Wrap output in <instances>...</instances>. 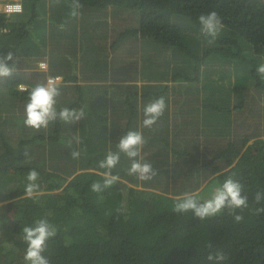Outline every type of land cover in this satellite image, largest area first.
Masks as SVG:
<instances>
[{
	"label": "trees",
	"instance_id": "obj_1",
	"mask_svg": "<svg viewBox=\"0 0 264 264\" xmlns=\"http://www.w3.org/2000/svg\"><path fill=\"white\" fill-rule=\"evenodd\" d=\"M21 2L20 12L0 11V55L12 52L6 63L14 66L0 77V264H25L22 229L40 218L57 228L44 253L50 264H212L206 257L217 250L226 256L221 264H264V212H256L264 200H254L264 191V76L256 71L264 64V0H79L75 16L73 0ZM212 10L224 25L215 39L202 35L198 22ZM110 13L125 24L113 26ZM126 37L130 48L117 49ZM60 45L62 70L53 61ZM44 57L46 73L27 72ZM207 61L221 66L218 77L203 78ZM136 70L148 81L138 84ZM44 75L62 77L57 111L83 110L82 120L57 119L36 130L25 126V114H1L4 104L24 112ZM159 97L163 115L143 127L144 106ZM130 130L142 132L137 159L156 175H129L131 161L120 153L111 169L118 180L93 192L90 185L107 171L99 161L117 152ZM192 163L202 171L196 181L188 173ZM32 169L39 189L26 198ZM229 176L248 196L242 221L226 211L204 220L173 211L184 193L203 200Z\"/></svg>",
	"mask_w": 264,
	"mask_h": 264
},
{
	"label": "clouds",
	"instance_id": "obj_2",
	"mask_svg": "<svg viewBox=\"0 0 264 264\" xmlns=\"http://www.w3.org/2000/svg\"><path fill=\"white\" fill-rule=\"evenodd\" d=\"M14 4L13 9L6 10V4ZM83 5L79 0H73L72 15L78 14L77 10ZM22 10L21 0L1 2L0 11L6 14L20 12ZM200 25V32L206 37L215 39L220 30L223 28V22L219 14L215 11L201 13L198 16ZM63 28V25H60ZM13 59V53L8 52L5 55H0V77L10 76L14 71V66H9L6 61ZM43 67V65H41ZM260 76H264V64H260L256 68ZM62 77H49L46 83L37 84L29 92L28 100L24 106L25 119L24 124L27 127L40 130L47 128L50 121L57 119L72 122L80 121L84 118L83 110L76 111L67 107L61 108L57 111L56 97L60 95V86ZM20 90H25L23 83L18 85ZM165 100L159 97L150 101L144 106L142 126L151 128L156 121L161 117L165 110ZM76 143H80L79 137L75 138ZM71 143V142H70ZM145 143L142 132L130 130L122 135L117 143V152L108 151L105 158L99 161V167L107 169L103 173V181H94L90 185L93 192H102L105 188L111 187L118 177L112 175L111 169L114 168L120 160V153H123L131 161V166L128 169V174L136 176L139 180H151L156 175V170L148 162H142L137 159L140 156L141 149ZM72 157L78 158L80 153L78 150L71 153ZM38 172L32 169L27 174V181L24 188V195L26 198H33L39 189L36 183L38 180ZM243 186L240 182L233 179L231 176L226 178L222 184L217 186L211 193L209 198L200 199L198 192H186L181 198H177L173 206V211L179 214L191 212L194 219L204 220L214 217L221 213L227 212L228 215L236 222L243 220L241 214L244 209L249 207L248 196L242 194ZM254 200L257 204L264 200V191H257ZM240 212H237V210ZM257 213L264 212V207L257 208ZM22 240L26 244L23 260L25 264H50L49 259L44 255L48 247L49 239L57 234L56 226L52 225L47 218H40L34 220L32 225H25L22 229ZM209 247L211 245L209 244ZM206 259L212 264H221L226 259L225 254L221 250L215 253L209 252Z\"/></svg>",
	"mask_w": 264,
	"mask_h": 264
},
{
	"label": "rangeland",
	"instance_id": "obj_3",
	"mask_svg": "<svg viewBox=\"0 0 264 264\" xmlns=\"http://www.w3.org/2000/svg\"><path fill=\"white\" fill-rule=\"evenodd\" d=\"M6 1H9V0H1V2H6ZM10 1H14V0H10ZM100 10H97V12H99ZM106 19L109 21V22H111V23H113V26H119V27H121L122 26V24L124 25L125 24V22H120V20H118L116 17H113V15L110 13V14H108L107 16H106ZM114 19L116 20V22L114 21ZM127 23V22H126ZM67 27V26H66ZM75 28H76V30L79 28V24L78 25H76L75 26ZM122 29V28H121ZM121 29H117L116 30V32H118L119 30H121ZM101 30H103L104 31V29L103 28H101ZM111 32H113V28H110L109 29ZM108 30V33L110 32ZM87 34V33H86ZM63 38H64V36H63ZM110 38V37H109ZM109 38H108V40H109ZM133 40V39H132ZM130 41H131V39H129V37H126L125 38V40L117 47V49H120L121 47H123V46H129L130 45ZM107 42H109V41H107ZM137 45L139 46V47H137V49H135V50H139L140 52H139V54L140 53H142V51H144V48L142 49L141 48V43H140V40L139 41H137ZM54 46V45H53ZM108 46V45H107ZM62 47H64L63 45H60V47H59V49L58 48H56L55 47V50L59 53V56L58 55H56L55 54V56H54V58L55 59H53V61H54V64H55V66H54V68H56V69H61L62 70V67L63 66H65V65H63L65 62H63V60H61V58H62V55H63V53H62ZM148 47V46H147ZM129 48H130V46H129ZM54 49V48H53ZM145 49H147V51H149V49L148 48H145ZM124 51H125V53L124 54H127V57H126V61H128V60H131V59H129L130 58V56H128V54L129 55H132L131 54V52H129V51H127V49L126 48H124L123 49ZM142 50V51H141ZM150 52V51H149ZM148 53V52H147ZM21 57H26V54L25 53H22V55H21ZM47 57H44L43 59L45 60V61H38L37 63H36V65H35V67L33 68V69H31V70H27V72L29 71V72H43V73H46L47 71H48V62H47V59H46ZM132 61V60H131ZM20 63H21V61H19ZM166 62V61H165ZM41 63L43 64V67H41ZM218 64H213L212 62H210V61H207L206 63H204L202 66H201V68H202V70H204V73H202V76H203V78H205V79H207L208 77H210V78H216V77H218V75H220V74H218V70L219 69H221V66L220 67H218L217 66ZM68 66V65H67ZM91 68H92V65H91ZM51 71V70H50ZM136 72L138 73L137 75L139 76L138 78H139V80L137 81V83L138 84H141V83H143V82H147L148 81V79H142V77H140V73H139V71L138 70H136ZM151 74H154V69H153V71L151 72ZM223 74H225V76H226V73L225 72H223ZM234 75H235V72L233 71V73H232V77H234ZM142 76V75H141ZM45 77H46V75H44L41 79L42 80H45ZM61 77V76H60ZM32 78V77H31ZM35 77L33 76V78L32 79H34ZM144 78V77H143ZM31 79V80H32ZM204 79V80H205ZM144 80H147V81H144ZM34 81H35V79H34ZM183 86H186L185 84H182ZM193 86H195V85H191L190 86V88H192ZM185 88V87H184ZM193 89H195V87H193ZM199 89V88H198ZM253 90V93L255 94V95H257L258 93V90H256L255 88H253L252 89ZM260 93V92H259ZM261 93H263L264 94V92H261ZM2 107V105H0V108ZM8 108L9 107H7V105L6 104H4V110H6V111H1L2 113V115H4L5 117H10V116H12V115H14V114H19V115H21V114H25L24 112H19L18 111V108L17 107H15L14 109H13V111H11V110H8ZM8 110V111H7ZM14 112V113H13ZM15 116V115H14ZM239 116V115H238ZM242 116V115H241ZM241 116H239V117H241ZM227 118V116L225 117V115L224 116H221V117H216L214 120H212V126L213 127H215V128H217L219 125H221L222 123H223V120H225ZM231 119V117H229V119H228V121ZM231 122H232V120H231ZM232 123H238V124H242V123H244V121H238V122H232ZM253 128H250L249 130L251 131ZM158 148V146L156 145L155 146V149H157ZM192 169L190 170V171H188V173L190 174L189 176H190V178H191V180H193V181H196V180H199L200 179V175H201V172L202 171H199V172H197V166L195 167V164H193L192 163ZM216 187H214V189H215ZM208 189H210L209 191H210V193L214 190V189H211L210 187L208 188ZM208 189H204V191L205 190H207V192H208ZM205 199H207V198H209V196L207 197V196H205L204 197ZM8 208H9V211H7V216H9L10 214H11V209H10V206H8ZM1 234V233H0ZM22 256V255H21Z\"/></svg>",
	"mask_w": 264,
	"mask_h": 264
},
{
	"label": "built area",
	"instance_id": "obj_4",
	"mask_svg": "<svg viewBox=\"0 0 264 264\" xmlns=\"http://www.w3.org/2000/svg\"><path fill=\"white\" fill-rule=\"evenodd\" d=\"M13 7H14V4H12V3H9V4L7 3L5 6L6 10H11V9H13ZM41 65H43V64L41 63ZM56 76H58V75H47L45 77L44 83H46V81L49 77H56Z\"/></svg>",
	"mask_w": 264,
	"mask_h": 264
},
{
	"label": "crops",
	"instance_id": "obj_5",
	"mask_svg": "<svg viewBox=\"0 0 264 264\" xmlns=\"http://www.w3.org/2000/svg\"><path fill=\"white\" fill-rule=\"evenodd\" d=\"M0 4H1V0H0Z\"/></svg>",
	"mask_w": 264,
	"mask_h": 264
}]
</instances>
